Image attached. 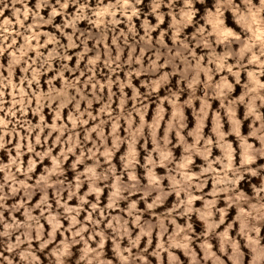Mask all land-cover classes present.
<instances>
[{
	"label": "rangeland",
	"instance_id": "1",
	"mask_svg": "<svg viewBox=\"0 0 264 264\" xmlns=\"http://www.w3.org/2000/svg\"><path fill=\"white\" fill-rule=\"evenodd\" d=\"M156 2L159 4L157 11L162 14V22L157 19L156 12L147 15L152 9L153 0H143L141 4L135 5L131 14H122V8L126 12L132 0H125L122 6H118L119 0H102V3L99 0H79L78 3L76 0H45L43 3L41 0H0V64L3 65L0 70L3 77V82L0 83V100L3 101L0 103V136L5 141V146L0 148V195L4 197L0 201V232L5 231L9 225H35L38 221L43 240L52 239L47 247L40 250L41 241L36 239L35 229L32 231V247L40 264H56L51 253L66 240L70 245V255L64 258L65 264H87L86 259H82L85 257L84 249L100 247V232L112 237L115 228L124 225L135 238L140 231L138 223L143 226L157 225L163 219L168 234H172L175 230V225L171 222L173 218L181 227L189 222L188 216L182 215L186 211L184 201L188 199L187 193L173 191V176L176 179L181 178L176 169L183 162L184 145L180 144L175 128L169 133L168 122L178 108L187 125L181 130V135L188 144L194 143V136L189 133L194 132L200 124L198 113L203 107L205 82L215 84L227 77L228 82L234 85V90L228 97L232 100L243 94V85L249 82V77L247 71L241 72V83L236 84L235 76L226 69L215 71L216 64L210 63L211 51L201 44L204 37H209L214 41L216 54L222 55L225 44L232 39L226 37L223 42H215L221 39L217 35L221 25L217 23L216 0H193L191 19L182 15V12L188 11L184 0ZM254 2L258 4L259 0ZM236 3L239 4L240 0H236ZM145 18L152 25L150 32L142 27ZM220 19L224 21L223 27H231L234 33L244 37V29L231 11L224 12ZM111 20L117 23H108ZM181 21L182 24L179 23ZM174 24L179 27L178 32L174 29ZM102 31L105 32L103 42L88 37V33L96 36ZM117 36L119 40L115 39ZM173 36L176 40H173ZM145 40L156 48H159L162 41L168 49L173 50V55L178 47L187 43L191 50L189 58L192 64L195 65V58L199 57L202 68L213 70L211 80L208 74L201 72V83L193 93L187 81H182L177 72L170 76V82L160 87L158 92L147 95L148 89L143 86V82H150L157 77L133 74L129 79L128 66L133 50L137 58L143 54L146 67L156 59L153 50L145 53L142 47ZM232 47L238 50L240 45L235 43ZM109 51L112 57L122 52L121 70H110L107 65ZM166 52L167 50L165 54ZM97 56L99 60L92 64L91 61ZM158 62L161 65L168 63L164 58ZM177 63L182 71L183 62L177 60ZM226 63L231 65L235 61L229 57ZM138 68L139 63H135L131 66V71L135 73ZM111 69H116V65H111ZM249 70L259 72V67L250 65ZM173 71L175 69L171 65L160 69V73ZM258 79L264 83V74L259 75ZM109 81L112 82L111 87L108 86ZM121 82L130 83L131 87H124L122 92ZM65 88L68 96L75 99L64 107H60L59 101L53 102L47 98L53 89L63 92ZM134 88L140 94L137 99H133ZM172 93H179L176 108L166 99ZM122 96H126L123 104ZM189 100H192L191 105L187 103ZM77 102L78 112L75 107ZM161 105L164 112L155 130L156 139L162 141L166 135L169 136L171 142L168 148L174 163H160L159 153L154 151L155 143L150 125L155 122ZM208 106V115L200 134L215 140V114L218 113L221 117L223 131L227 132L232 126L229 124L226 109L220 107L219 100L210 99ZM236 110L237 118L242 121L241 133L247 136L252 131L250 125L253 117L245 119L243 104L237 105ZM259 111L264 113V108ZM129 114H132L131 120L128 119ZM259 123L260 121H256L257 127ZM141 124H144L143 128ZM227 139L232 143L235 162L238 164V138L229 136ZM249 142L259 147V141L255 138H251ZM200 143L202 146L204 141ZM133 151L135 158L132 156ZM223 155L219 148L211 146L209 159L219 160ZM149 156L156 161L154 165L148 163ZM193 161L185 169L193 176L192 195L198 197L193 201L192 207L203 209L205 200L216 198L212 196L216 189L215 176L212 172H205L202 157L196 156ZM259 163L264 164V161ZM5 165L9 167L5 169ZM89 167H95L97 174L104 175V179L93 184L87 178ZM213 167L216 175H219L223 165L217 163ZM133 175L136 176V181L131 179ZM152 176L156 177V182L165 193L171 194L158 206L150 208L149 205L155 203L158 194L153 190L150 195H146ZM45 182L48 184L46 195ZM121 184H136V188L123 191L114 197L113 193ZM251 184L258 185L259 179H249L241 185L249 195L252 194ZM94 187L101 191H92ZM218 199V207L226 206L225 194L220 193ZM132 204L136 205L134 209ZM29 215L34 219L30 221ZM236 215V209L232 208L226 217V224L232 223ZM216 219H219L218 215ZM191 223L194 228L191 247L203 256L200 244L205 224L195 213L191 215ZM57 225L53 234L54 226ZM109 225L113 227L110 228ZM224 227L222 225L219 230L223 231ZM238 229L237 222L232 232L234 236ZM24 231V228L16 230L13 227L12 242L23 238ZM261 236L264 237V230ZM164 238L167 240V235ZM157 242L158 233L153 232L152 248L149 252L157 246ZM6 243L7 237H0V253L5 257H15L17 264H25L15 252L4 251ZM213 243V251L220 255L219 245L215 240ZM146 244L147 237L141 241L140 249ZM129 245L130 241L125 237L121 247ZM22 247L27 249L28 244L25 243ZM241 247L243 248V241ZM174 251L182 264H190V257L182 250ZM133 254H139L137 249H133ZM145 255L151 264H157L155 257L148 256L147 253ZM100 258L111 260L112 264H122L112 239L105 241ZM245 261L247 262V252ZM0 264H6V261L0 258ZM200 264H204V261L201 260ZM207 264H211V261Z\"/></svg>",
	"mask_w": 264,
	"mask_h": 264
},
{
	"label": "clouds",
	"instance_id": "2",
	"mask_svg": "<svg viewBox=\"0 0 264 264\" xmlns=\"http://www.w3.org/2000/svg\"><path fill=\"white\" fill-rule=\"evenodd\" d=\"M45 2V0H41ZM78 3L79 0H76ZM102 3V0H99ZM125 0H119L118 6L124 5ZM143 0H132V4L127 7L126 12L122 8V14H131L134 11V6L139 5ZM202 2V0H201ZM162 3V0H160ZM192 4L193 0H184V5L188 9L187 12H182L183 16H187L191 19L192 13ZM159 4L156 0H153V6L147 15H151L153 12L157 13V19L162 22V14H160L157 9ZM115 9H113V12ZM231 11L236 18L237 22L241 24V27L244 29V37L237 35L231 30V27H223L224 21L220 19L224 15V12ZM215 13L217 16V23L221 25L220 31L217 35L221 38L220 40L215 41L216 43L223 42V38L232 37L225 44V50L222 55L216 54V49L213 48V43L209 37H204V40L201 41V44L207 47L211 53L212 57L210 63L216 64L215 71L219 72L226 69L236 78V84H240L241 72L247 71L249 77V82L243 85L245 91L239 96L238 99L229 100L228 97L234 90V85L229 83L227 77L222 78L218 83L210 84L205 82V94L203 97V107L198 113V119L200 124L194 132H190V136H194V143L188 144L186 138L181 135V130L187 127L184 123L185 117L180 114L179 109L173 113L170 121L168 122V131L169 133L175 128L177 130V136L179 137L180 144L184 145L183 162L180 163L176 169L177 174L181 177L176 179L173 176V191L180 192L183 191L187 193L188 199L184 201V207L186 211L182 215L188 216L189 222L181 227L176 224L175 219H172V224L175 225V230L172 234H168L167 227L163 222V219L157 225L143 226L139 223L137 224L140 227L139 233L133 238L131 231L124 225H121L114 230V236L108 237L103 234V232L98 233L101 237L100 247L98 249H92L91 247H86L85 257L87 264H112L111 260H103L100 257L102 256V249L104 243L108 239H112L115 246V251L119 254V259L122 264H151V261L147 258L145 253L148 256L155 257L157 264H165V254H167V264H182L180 258L176 255L175 249L182 250L185 255L190 257V264H200V261L203 260L204 264H207L208 261H211V264H228L230 261L231 264H264V237L261 236L262 230H264V164L259 163L264 161V113H260L259 109L264 108V83H261L258 79L259 75L264 74V0H259L257 4L254 0H240V3L237 4L236 0H216ZM208 14L207 12L205 13ZM55 15V13H53ZM175 19V17H174ZM110 24H115L117 21L111 20L108 21ZM180 24L183 21L179 22ZM159 26L158 24L156 25ZM148 32L152 30V25L145 18L142 25ZM174 29L178 32L179 27L173 25ZM203 36V32H201ZM211 35V34H210ZM105 32L102 31L96 36H93L92 33H88V37L92 39H97L100 42L104 41ZM71 39V37H69ZM119 40L117 36L115 38ZM173 40H176V37L173 36ZM239 43V49L232 47L233 44ZM119 48V44L117 45ZM145 53L149 50H153L156 56V59L152 61L147 67L143 63V54L137 58L135 52L130 54L128 60L129 66V79L131 75H149L156 76V79H152L150 82H143V86L148 89L147 95H152L153 92H158L160 87L166 85L170 82V76L176 75L179 72L182 81H187L189 89L192 92H195L196 86L201 83L200 75L201 72L209 75V80H211L212 69L211 68H202L199 64V57H196L197 63L192 64V60L189 58L191 50L188 48L187 43H184L182 47H178L175 50V55H173V50L168 49L167 45L160 42L159 48H156L148 40H145L142 44ZM165 50H167L165 54ZM122 52H119L116 57H112L109 51L107 65L111 71L121 70V61L120 57ZM231 57L235 63L227 64V59ZM245 57L247 60L245 61ZM164 58L167 60V64H159V60ZM99 60V56L95 60H92L91 63L95 64ZM177 60L183 62V70L180 71V66L177 63ZM135 63H139V68L135 73L131 71V66ZM115 64L116 69H111V65ZM173 66L175 71L172 73H160V69L167 66ZM250 65H258L259 72L249 70ZM15 65L13 64V67ZM3 69V65L0 64V70ZM235 69V71H234ZM66 70V69H65ZM11 71V69H10ZM27 71V69H25ZM3 82V77L0 75V83ZM111 81H109V87H111ZM121 91L123 92L124 87H131V84H125L121 82L120 84ZM135 95L133 99L140 97L139 91L133 89ZM114 95V94H113ZM50 101H59L60 107H64L66 104L70 103L75 97H69L67 88L63 92H56L55 89L52 90L47 97ZM194 99H199V97H193ZM126 96H122L121 103H124ZM169 102L173 105L174 108L177 106L179 101V93H172L170 97H166ZM210 99H217L220 101V107L226 109V115L229 119V124L232 126L227 132L223 131V123L219 114L214 115L215 124L213 127V132L216 136V139L213 140L212 137L205 138L200 133L204 127V122L207 118L209 106L208 101ZM143 98H141V102ZM0 103H3L0 100ZM191 105L192 100L187 102ZM243 104L245 107V119L249 116L253 117V121L250 125L252 131L249 135L245 136L241 133L242 121L237 118L236 106ZM77 112L79 111V102L75 105ZM110 107V103H109ZM147 105H145V108ZM164 108L161 105L158 108L156 113L155 122L150 125L152 128V137L155 143V152L159 153L160 163L170 162L174 163V158L172 157L171 151L168 148V144L171 142L168 135H166L162 141L156 139V128L159 126L162 120V114ZM128 119H132V114L128 115ZM141 120L143 121V115H141ZM256 121H260L259 127L256 126ZM73 123H76V118L73 119ZM55 127V126H54ZM144 127V124H141V128ZM64 129H61L63 131ZM139 133V130H137ZM229 136H235L238 138L240 146V159L239 163L235 162V150L233 149L232 143L227 139ZM255 138L259 141V147L255 144L250 143L249 140ZM119 139V138H117ZM204 141L201 146V141ZM74 143V141H72ZM215 145L223 152V156L219 160L209 159V154L211 152V146ZM5 146V141L3 137L0 136V148ZM147 148V145H145ZM32 150L31 148L29 149ZM135 152H132L133 158H135ZM200 156L204 160L205 172H212L215 176L216 189L212 192V196L216 197L210 200L204 201L203 209H196L192 207L193 201L198 199V197L192 195L191 189L193 187L191 181L193 176L190 175L185 169L188 164L193 163V158ZM149 164H155L156 161L152 156L147 158ZM222 164L223 168L219 175H216V169L213 167L214 164ZM255 165V166H254ZM9 166L5 165L4 168L7 169ZM30 170V169H29ZM87 178L95 184L96 181L104 179V175H98L95 167L87 168ZM259 179V184H251V195H249L246 189L242 188L241 185L245 184L246 180L249 179ZM133 181H136V176L131 177ZM152 183L149 184L146 195H150L151 192L157 191L158 194L155 197V203L149 205L150 208L158 206L161 201L171 193H165L161 185L156 182V177H151ZM203 184L200 185L202 187ZM48 184L45 182L44 189L46 195V189ZM136 188V184L131 186L121 184L117 187L113 196L119 195L123 191H132ZM92 191L99 193L101 189L93 188ZM0 192H2V187H0ZM223 193L226 195V206L218 207L219 203V194ZM123 198V197H121ZM203 199L202 197H199ZM4 197L0 195V201ZM111 207V205H109ZM136 207L135 204H132V208ZM235 208L238 215L232 223L226 224V217L229 215V211ZM69 211H72L69 209ZM195 213L198 219H201L205 228L203 233V240L201 241L200 248L202 249L203 256H200L192 247L193 243L192 233L194 232L193 225L191 223V215ZM219 216V219H216V216ZM34 218L29 215V220ZM55 219V218H54ZM139 217H137V222ZM239 223V229L234 236L232 234L233 228L236 223ZM75 223V221H73ZM95 223V222H93ZM119 223V222H117ZM224 225L223 231L219 229ZM19 230L24 228L23 238H17L15 242H12V228ZM57 226H54L53 234ZM113 227V225H109ZM35 229L37 232L36 239L41 241V248L43 250L47 247L48 243L52 242V239L49 241H44L41 230L38 226V221L36 224L26 223L21 225L17 223L16 225L6 226V230L0 232V237H7V243L5 245L4 251L9 253L15 252L19 256L20 261L25 262V264H40L39 257L35 255V250L32 247L33 236L32 231ZM153 232L158 233V242L157 246L149 252V249L152 248V235ZM167 235V240L165 236ZM130 241L128 247H121V244L124 238ZM147 237V244L143 249H140V243L144 238ZM54 238V236H53ZM213 240L219 245L218 251L220 255H217L216 251H213L215 247ZM241 241H243V248L241 247ZM27 243L28 248L24 249L23 244ZM73 243L75 241L73 240ZM87 243V242H85ZM133 249H137L139 254H133ZM247 252V262L245 261V255ZM127 253V255H125ZM89 254L90 257H89ZM70 255V245L67 240L54 251H52L51 256L55 257L56 264H65L64 258ZM0 258L6 261V264H17L15 257L12 256H3V253H0ZM227 258V260L225 259Z\"/></svg>",
	"mask_w": 264,
	"mask_h": 264
}]
</instances>
